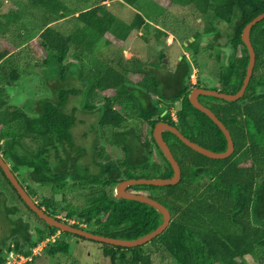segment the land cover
<instances>
[{
	"label": "trees",
	"instance_id": "1",
	"mask_svg": "<svg viewBox=\"0 0 264 264\" xmlns=\"http://www.w3.org/2000/svg\"><path fill=\"white\" fill-rule=\"evenodd\" d=\"M174 1L180 6L192 7L199 15L214 16L233 25L230 42L236 44L235 51L232 61L220 72L219 83L220 92L238 93L250 61L242 36L245 27L264 13V0ZM27 2L33 8L42 9L48 20L50 17L75 22L77 28L65 34L58 24L47 25L41 34L46 59L35 58L34 65L25 66L10 53L15 46L5 45L0 34V152L3 158L11 162V171L22 186L24 177L33 184L51 187L52 197H42L38 206L58 221L74 222L71 226L75 228L117 240H137L149 235L163 224V215L148 204L117 198L114 189L125 180L174 176L170 162L154 139L156 125L167 123L190 141L214 153L228 149L221 129L189 100L193 69L181 61L175 73L176 86L169 89L163 87L152 71L138 73L132 68L137 59L126 65L123 56H115L97 65L85 77L79 72L83 89L68 88L64 84L52 86L47 77L52 78L53 70L61 68L72 54L82 62L87 45L100 42L106 35L126 42L132 33L146 30L149 23L139 13L125 22L112 16L105 6L92 7L75 15L61 0ZM3 5L4 1L0 0V18H8L13 23L23 19L22 13L16 11L2 16ZM166 37L163 30H156L159 46H167ZM250 42L256 64L244 96L233 102L210 96L199 98L229 131L233 154L226 159L208 158L187 147L176 135L165 132L163 138L180 168L179 183L136 185L128 191L149 196L163 205L171 214V222L160 236L142 246L127 248L96 242L109 264H154L155 259L162 263L167 258L172 264H264V19L253 26ZM239 46L243 52L236 54ZM194 48L198 53L197 46ZM165 58H169L168 50L160 55L161 62ZM22 65L41 69L49 96L25 99L20 105L11 103L7 89L26 75ZM62 70L68 72V69ZM63 72L60 77L65 81ZM131 74L139 76L136 82ZM97 93L108 94L99 109L104 119L102 132L99 131L91 164H88L81 161L84 155L81 148L76 147L72 134L78 123L77 109L68 112L67 107L70 97L85 96V108L94 109L93 99ZM177 103L180 107L173 118L171 110ZM133 118L141 121L144 128L141 134L128 128ZM107 130L113 135H106ZM103 138L105 145L100 146ZM26 139L38 141L37 148H28ZM73 152L76 156L68 157ZM0 173L22 201L1 168ZM26 189L33 198L35 192L31 186ZM68 194L74 195L63 208L55 205V196L62 195L65 199ZM18 213L15 207L6 208L5 201L0 199V219L6 227L2 243L16 239L14 251L29 257L34 246L31 238L25 239L30 226L10 218ZM60 214H64L65 221L58 218ZM44 224V228H35L38 243L60 231ZM48 245L50 254L70 251V244L66 242ZM0 260L3 261V250H0Z\"/></svg>",
	"mask_w": 264,
	"mask_h": 264
},
{
	"label": "rangeland",
	"instance_id": "2",
	"mask_svg": "<svg viewBox=\"0 0 264 264\" xmlns=\"http://www.w3.org/2000/svg\"><path fill=\"white\" fill-rule=\"evenodd\" d=\"M2 1H4L1 11L2 16H6L12 11L20 12L23 15V19L17 23L11 22L8 18H0V34L5 40V45L15 46L16 49L10 53L20 59L19 61L24 66L25 64L34 65L33 61L35 58L38 60L46 59L47 52L43 48L41 34L47 25L54 26L56 24L57 26L58 24L65 34H69L77 28L75 22L59 21L50 17V20H48L47 14L42 9L31 7L27 0ZM61 1L65 3L71 12L76 13L75 15L92 7L105 6L112 13V16L125 22H130L135 13H139L147 20L149 27L146 30L132 33L126 42H119L111 35H106L100 42L87 45L85 48L86 54L83 56L82 62L78 60L75 54H72L61 68L56 67L53 70L55 75L52 78L47 77L50 79L49 83L51 85L53 84L56 87L64 84L68 88L83 89V83L79 76L80 71L85 77L90 73V70H95L97 65L104 63L109 57L123 56V63L126 65H131L130 62H133V59H137L138 62H133L132 68L138 70V73L142 70L152 71L165 88L170 89L172 87L171 89H173L176 86L174 85L175 73L177 66L183 61L189 68L196 70V78L194 80L197 83L199 81L201 88L221 91L219 74L224 71L228 62L232 61L235 51L234 46L236 45L230 42L233 35L232 24L220 21L214 16L205 17L199 15L193 11L192 7L180 6L174 0ZM157 29L166 33L167 46H159L157 44ZM208 31L212 32L209 33ZM193 46H197L199 51L196 55L194 54L196 58L190 57L191 53L196 50L195 48L192 49ZM238 48L236 49V54L243 52L240 46ZM165 50L169 51V58H165L161 62L160 55ZM23 65L22 68L24 67ZM62 69H68V72L65 71V74ZM25 70L26 75L18 83H14L13 87L7 89L10 101L15 105H20L25 99H39L50 95V91L42 80L44 75L40 73L41 69L31 66L30 68L26 67ZM61 72L65 74V81H62L60 77ZM131 77L136 82L139 76L131 74ZM107 94L97 93L93 99L94 109L90 110L85 108V96L70 97L67 111L71 112L73 109H77L78 123L72 129V134L76 147H80L82 150L84 156L81 161L84 163L91 164L95 141L98 138L99 131L102 132L100 127L104 119L103 116L100 117L99 109L103 106L104 97ZM179 107L180 104L177 103L171 110L174 118H176V110ZM141 125L139 119L133 118L129 121L128 128L134 129L138 134H141L144 130ZM103 130L105 131V129ZM12 134H16V130L12 131ZM106 135L112 136L113 133L107 130ZM148 136L150 139L151 135L149 133ZM105 142L106 139H101L100 146H104ZM25 144L28 148L35 150L38 146V141L26 139ZM153 149L155 156H157L156 148L153 147ZM0 155L3 157L1 152ZM75 156L76 153L74 152L68 155L71 158ZM115 156L119 157L116 153ZM155 158L157 159V157ZM4 161L10 168L11 162L5 159ZM92 169L93 172L96 171L94 166H92ZM21 180L26 191V187L28 185L31 186L35 192V196L32 199L38 205H40L42 197H52L51 187L33 184L24 177ZM73 195L68 194L65 199H63L62 195L55 196V205L58 204V207L63 208L68 201H71ZM114 195L116 196L115 189ZM0 199L5 201L6 208L15 207L19 211L18 214L10 216L14 222H20L21 220L23 224H29V233L25 239L31 238V244L34 245L32 254L29 257H25L21 253L14 251L13 246L17 242L16 239H9L2 243V238L6 235V227L4 221L2 222L0 219V250H3V261L0 260V264H109L108 259L106 260L102 257L98 243L78 239L62 230L56 232L54 235L55 243L51 244L56 246L62 242L70 244L68 254L61 252L50 254L49 245L37 248L40 243L36 241L35 228H44L45 221L29 212L6 183L1 173ZM42 209L45 210V208ZM58 218L65 221L64 214H60ZM72 224L74 222L69 223V225ZM18 256H22L23 259ZM154 264H172V261L167 258L160 263L158 259H155Z\"/></svg>",
	"mask_w": 264,
	"mask_h": 264
},
{
	"label": "water",
	"instance_id": "3",
	"mask_svg": "<svg viewBox=\"0 0 264 264\" xmlns=\"http://www.w3.org/2000/svg\"><path fill=\"white\" fill-rule=\"evenodd\" d=\"M264 19V13L256 17L253 21H251L244 29V33L242 36L243 43L247 47L250 61L249 66L247 69V74L243 83V86L241 87L240 91L234 95L225 94L220 91H214V90H207L203 88H197L190 94V102L191 104L201 112L205 113L207 116L210 117V119L221 129V131L224 133L227 142H228V149L226 152L223 153H214L208 149L203 148L202 146L190 141L186 137H184L181 132L167 124V123H158L154 129V139L163 152L164 156L167 158V160L170 162L173 170H174V176L171 179H131V180H125L122 183H120L117 187L119 188V193L121 195V198L127 199V200H134L139 201L145 204H148L152 206L153 208L157 209L158 212H160L164 217L163 224L154 232L150 233L149 235L137 239V240H117L112 239L104 236H98L92 233H89L87 231H84L82 229L75 228L69 224H65L63 222L58 221L57 219L50 216L48 213L45 212L44 209L40 208L37 203L33 201V199L30 197V195L27 193L25 188L20 184L18 181L16 175L11 171V169L7 166L6 162L4 161L3 157L0 155V168L2 169L4 175L6 178L10 181L11 185L14 187V189L17 191L18 195L22 199V201L26 204V206L35 213L40 219L44 220L48 225L56 227L63 232L71 233L74 235H78L80 237H83L87 240H92L95 242H100L108 245L113 246H119V247H138L142 246L144 244H147L148 242L152 241L156 237L160 236L169 226L171 222V214L170 212L160 203L157 201L151 199L149 196L142 195V194H136L128 191V189L131 186L136 185H150V186H168V185H175L179 183L180 181V168L174 159L167 143L165 142L163 138V134L165 132H170L174 135H176L181 142H183L187 147L191 148L192 150L213 159H226L229 156L233 154L234 151V144L231 138V135L227 128L224 126V124L216 117V115L209 110L208 108L204 107L200 101V96H210L219 98L225 101L233 102L236 100L241 99L250 83L254 67L256 64V55L254 52V48L250 42V32L254 25H256L258 22L262 21ZM193 58V56H191Z\"/></svg>",
	"mask_w": 264,
	"mask_h": 264
},
{
	"label": "built area",
	"instance_id": "4",
	"mask_svg": "<svg viewBox=\"0 0 264 264\" xmlns=\"http://www.w3.org/2000/svg\"><path fill=\"white\" fill-rule=\"evenodd\" d=\"M194 78H196V72L192 75V86H191V92H190V94L196 89V84H197V82H196V80H194ZM50 243H55V237H54V236H52V237H50V238L44 240L43 242H41V243L37 246V248H43V247H45L46 245H48V244H50ZM35 253H36V252H35ZM18 257H19L20 259H23L22 256H18Z\"/></svg>",
	"mask_w": 264,
	"mask_h": 264
},
{
	"label": "flooded vegetation",
	"instance_id": "5",
	"mask_svg": "<svg viewBox=\"0 0 264 264\" xmlns=\"http://www.w3.org/2000/svg\"><path fill=\"white\" fill-rule=\"evenodd\" d=\"M188 50H190V49L188 48ZM194 54L196 55L197 52H194V51H193V52L191 53L192 56H195ZM191 55H190V57H191ZM188 57H189V56H188ZM191 58H192V57H191ZM197 88H201V87H200V83H199V81H198V83H197ZM190 92H191V91H190ZM199 98H200V97H199ZM189 100H190V93H189ZM172 115H173V114H172ZM173 118H174V117H173ZM27 193H28V192H27Z\"/></svg>",
	"mask_w": 264,
	"mask_h": 264
},
{
	"label": "clouds",
	"instance_id": "6",
	"mask_svg": "<svg viewBox=\"0 0 264 264\" xmlns=\"http://www.w3.org/2000/svg\"><path fill=\"white\" fill-rule=\"evenodd\" d=\"M194 57V56H193ZM195 71L196 70H193V73H192V75L195 73ZM192 75H191V79H192ZM191 86H192V80H191V85H190V88H191ZM196 89H197V84H196ZM191 91V90H190ZM118 198V197H117ZM54 236V235H53ZM52 237V236H51ZM50 238V237H49ZM48 239V238H47Z\"/></svg>",
	"mask_w": 264,
	"mask_h": 264
},
{
	"label": "bare ground",
	"instance_id": "7",
	"mask_svg": "<svg viewBox=\"0 0 264 264\" xmlns=\"http://www.w3.org/2000/svg\"><path fill=\"white\" fill-rule=\"evenodd\" d=\"M116 196L121 197V195L119 193V188L118 187L116 188Z\"/></svg>",
	"mask_w": 264,
	"mask_h": 264
}]
</instances>
